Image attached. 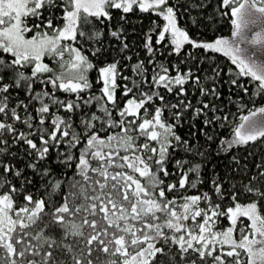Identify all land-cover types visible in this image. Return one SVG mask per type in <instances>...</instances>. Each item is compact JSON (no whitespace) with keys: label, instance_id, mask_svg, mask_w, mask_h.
Here are the masks:
<instances>
[{"label":"snow or ice","instance_id":"obj_1","mask_svg":"<svg viewBox=\"0 0 264 264\" xmlns=\"http://www.w3.org/2000/svg\"><path fill=\"white\" fill-rule=\"evenodd\" d=\"M257 141L264 0H0V264H264Z\"/></svg>","mask_w":264,"mask_h":264},{"label":"trees","instance_id":"obj_2","mask_svg":"<svg viewBox=\"0 0 264 264\" xmlns=\"http://www.w3.org/2000/svg\"><path fill=\"white\" fill-rule=\"evenodd\" d=\"M196 14H197L196 11H193L192 15L195 16ZM144 23L147 24L148 21L145 20ZM222 31L224 32V34H228L226 28L225 29H222ZM45 60L48 61L53 67L56 66L55 61L51 57H45ZM124 75H131V73L129 71H125L124 72ZM89 78L91 80H93V82L95 84V79H96V71L95 70H93V71H91L89 73ZM117 95L120 96L121 93L118 92ZM258 99L259 98H257V100ZM256 106H260V105L257 104ZM249 107H252V105L249 104ZM232 111L235 113V116H236V119L237 120L239 119V116L240 115H243L244 113H247V110H244V111H241V112H237L235 108H233ZM114 115H115V113H114ZM248 151L251 152V153H255L256 154V160H257V162H259V156H260V154L261 153H264V142H261V141L252 142V145L248 148ZM249 159L251 160L252 157H249Z\"/></svg>","mask_w":264,"mask_h":264},{"label":"rangeland","instance_id":"obj_3","mask_svg":"<svg viewBox=\"0 0 264 264\" xmlns=\"http://www.w3.org/2000/svg\"><path fill=\"white\" fill-rule=\"evenodd\" d=\"M45 63H49L48 61H44ZM50 66H52L50 63H49ZM53 67V66H52ZM247 113H244L243 115H246Z\"/></svg>","mask_w":264,"mask_h":264}]
</instances>
